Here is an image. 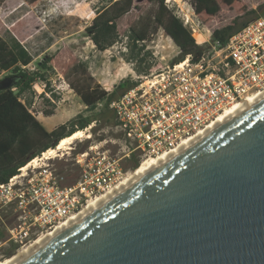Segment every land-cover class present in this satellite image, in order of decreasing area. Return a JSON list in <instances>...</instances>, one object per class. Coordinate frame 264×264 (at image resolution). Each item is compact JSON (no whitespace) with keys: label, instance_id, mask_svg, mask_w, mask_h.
<instances>
[{"label":"water","instance_id":"95a60500","mask_svg":"<svg viewBox=\"0 0 264 264\" xmlns=\"http://www.w3.org/2000/svg\"><path fill=\"white\" fill-rule=\"evenodd\" d=\"M14 264H264V97Z\"/></svg>","mask_w":264,"mask_h":264},{"label":"built area","instance_id":"2783aa9c","mask_svg":"<svg viewBox=\"0 0 264 264\" xmlns=\"http://www.w3.org/2000/svg\"><path fill=\"white\" fill-rule=\"evenodd\" d=\"M185 26L194 35L198 23L187 18ZM211 46L197 60L188 54L136 75V85L110 103L122 137L119 156L98 145L76 153L77 176L71 182L49 167L51 158L41 162L39 156L1 183L0 210L14 219L2 244L25 249L124 182L131 175L125 161L133 152L141 161L170 154L226 109L264 91V15L225 46L218 41Z\"/></svg>","mask_w":264,"mask_h":264},{"label":"trees","instance_id":"16d2710c","mask_svg":"<svg viewBox=\"0 0 264 264\" xmlns=\"http://www.w3.org/2000/svg\"><path fill=\"white\" fill-rule=\"evenodd\" d=\"M4 0H0L3 2ZM35 5L40 0H24ZM155 5L152 13L141 15L137 22L130 26L123 37L119 34L118 21L135 8V0H102V5L97 9L91 24L85 28L86 35L92 40L98 50L105 51L117 43L124 42L126 52L122 54L131 63L138 65L137 72L149 73L153 66L147 59L151 51L146 49V41L162 28L166 34L179 47L180 53L172 61H182L188 54L197 60L205 50L192 36L191 31L183 21L167 7L166 0H148ZM197 17L201 22L216 15L220 11V4L234 7L242 12L230 24L216 28L211 34V44L219 42L225 46L229 38L250 21L264 15V4L258 9L246 10L243 0H191ZM244 21H240L242 17ZM54 57L45 55L35 63L33 69L28 65L34 58L31 52L16 38L9 42L0 33V72H9L16 77V82L11 88L0 90V184L7 182L18 173V169L25 166L32 159L41 156L48 149L55 148L61 139L72 135L78 130H84L93 123V131L104 126L115 127L117 121L110 103L120 97L124 92L136 85L134 80L125 79L119 82L112 91L103 89L100 85H93L91 78L84 77L86 68L80 63L73 64L68 74L75 76L77 82L72 83V88L85 105L84 111L78 113L65 123L59 124L53 130H47L44 124L30 110L34 102L32 93L33 84L38 81L49 89V77L56 74L52 64ZM67 74V73H66ZM83 77V78H81ZM77 83V84H73ZM45 102L51 103L49 99ZM45 116L54 115L52 109L41 111ZM100 137L99 140H102ZM88 149L86 144L82 152ZM141 162L139 153L133 152L126 159V169L136 170ZM64 174L71 182L77 176L76 167L64 170ZM2 219L13 220L9 213H2ZM7 230L0 231V240H7ZM16 247L9 244L6 255L15 253Z\"/></svg>","mask_w":264,"mask_h":264},{"label":"rangeland","instance_id":"374dc122","mask_svg":"<svg viewBox=\"0 0 264 264\" xmlns=\"http://www.w3.org/2000/svg\"><path fill=\"white\" fill-rule=\"evenodd\" d=\"M102 3H104L102 0H40L35 5L28 4L24 0H10L8 4L2 2L0 33L9 42L15 35L31 52L34 60L28 65V68L33 69L35 63L45 55L54 57L52 64L56 68V74H51L49 77L50 90L44 87L43 82L34 83L32 88L34 102L30 106V110L47 130H53L85 109V105L70 83L77 82L75 76L67 72L73 64L84 65L86 68V72L83 73L84 77L91 78L93 85H100L107 91H112L119 82L125 79L134 80L136 75L140 74L137 72L138 65L129 62L122 54L126 52L124 42L117 43L105 51H100L86 35L85 28L91 24ZM166 3L167 7L184 24L187 18L198 23L192 36L207 51L212 47L211 34L213 30L230 24L235 17L242 15L240 10L221 3L220 11L216 15L201 22L191 0H166ZM243 3L246 10L258 9L264 4V0H243ZM135 6L131 12L118 21L121 37L125 35L130 26L137 22L141 15L152 13L155 9V5L148 0H135ZM244 19L246 17L243 16L240 21H244ZM123 41H125V37H123ZM146 49L151 51L147 62L156 67L171 64L180 53L179 47L162 28L153 34L150 40L146 41ZM8 75L9 72H0V79ZM44 98L49 99L51 103L45 102ZM47 109H52L54 115L45 116L41 112ZM95 126L93 123L82 130L84 131L83 137L73 141L67 148L58 151L56 156L49 161L44 157L45 153L41 154L39 158L42 159L39 161H48L49 167L53 171L65 175L66 168H74L72 157L76 151L82 149L86 144L88 148L91 145H98L100 149L119 156L122 153V137L119 130L111 126H104L94 132L93 127ZM100 137H103L102 140H99ZM142 162L143 160L140 165ZM136 170H131V175ZM13 222L14 219L11 222L8 219L2 220V210H0V231L2 229L6 231L7 226ZM0 242V256L4 254L2 258L0 257V263L17 256L23 250H16L13 255L7 256L6 250L9 248V244H2V239Z\"/></svg>","mask_w":264,"mask_h":264},{"label":"bare ground","instance_id":"6f19581e","mask_svg":"<svg viewBox=\"0 0 264 264\" xmlns=\"http://www.w3.org/2000/svg\"><path fill=\"white\" fill-rule=\"evenodd\" d=\"M264 97V91L255 94L246 100L239 102L232 107L226 109L218 118L216 121H214L210 126L207 127L206 130L199 132L196 134L193 138L189 139L187 142L182 144L178 149L173 151L170 154L159 156L157 158L151 157L146 160H144L141 165L137 168V170L130 175L124 182H122L119 186L115 187L112 191L107 193L104 196H101L93 201H91L88 206H86L79 214L75 215L74 217H71L66 223L62 224L61 226L57 227L52 232L48 233L46 236L39 238L36 240L33 244H31L28 248L23 249L17 256H14L10 259H6L5 261H2L0 264H14L59 233H61L63 230L77 222L79 219L90 213L92 210L100 206L102 203L110 199L112 196L120 192L122 189L130 185L132 182L136 181L164 161L168 160L175 154H177L179 151L187 147L189 144L197 140L199 137L210 131L211 129L215 128L216 126L220 125L221 123L227 121L228 119L232 118L233 116L237 115L238 113L242 112L249 106H251L253 103L257 102L261 98ZM84 136V131H76L72 135L67 136L60 140L59 144L55 148L48 149L44 155L46 159H50L54 156H56V153L62 149L67 148L68 145H70L73 141H76V139H79ZM36 159V160H35ZM32 161H37L38 159L35 158Z\"/></svg>","mask_w":264,"mask_h":264},{"label":"crops","instance_id":"0c3cea01","mask_svg":"<svg viewBox=\"0 0 264 264\" xmlns=\"http://www.w3.org/2000/svg\"><path fill=\"white\" fill-rule=\"evenodd\" d=\"M9 1H10V0H4L3 2H5L6 4H8ZM12 1H13V0H12ZM0 8H2V2L0 3ZM13 37H15V35H14Z\"/></svg>","mask_w":264,"mask_h":264}]
</instances>
